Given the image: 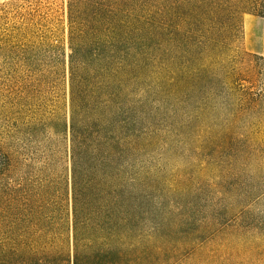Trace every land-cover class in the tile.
<instances>
[{
  "label": "rangeland",
  "instance_id": "1",
  "mask_svg": "<svg viewBox=\"0 0 264 264\" xmlns=\"http://www.w3.org/2000/svg\"><path fill=\"white\" fill-rule=\"evenodd\" d=\"M133 54L124 103L87 115L127 145L118 207L92 164L111 195L84 211L85 256L264 264V20ZM69 55L66 0H0V264H72Z\"/></svg>",
  "mask_w": 264,
  "mask_h": 264
},
{
  "label": "trees",
  "instance_id": "2",
  "mask_svg": "<svg viewBox=\"0 0 264 264\" xmlns=\"http://www.w3.org/2000/svg\"><path fill=\"white\" fill-rule=\"evenodd\" d=\"M66 8L70 51L72 264H91L85 256L84 211L99 203L100 194L111 195L104 187L106 179L96 182L92 164H99L106 171L101 177L106 174L110 179L113 198H117L114 206L118 207L119 197L115 193L120 191L121 180L115 166L125 155L127 144L117 135L122 134L118 129L116 133L109 130V135L93 131L86 123L87 115L103 109L114 115L112 109L124 103L129 93L128 77L135 64L133 53L161 47L195 52L208 46L213 37L238 27L244 14L264 20V0H66ZM90 70L95 82L90 79ZM2 166L0 156V169Z\"/></svg>",
  "mask_w": 264,
  "mask_h": 264
}]
</instances>
